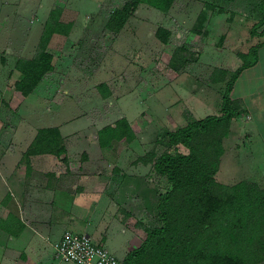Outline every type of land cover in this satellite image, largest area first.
<instances>
[{
	"label": "rangeland",
	"instance_id": "374dc122",
	"mask_svg": "<svg viewBox=\"0 0 264 264\" xmlns=\"http://www.w3.org/2000/svg\"><path fill=\"white\" fill-rule=\"evenodd\" d=\"M122 1L0 0V137L4 131H17V127L22 131L26 123L25 131L50 123L65 125L63 131H69L70 136L75 131H90L86 137L92 140L98 127L124 115L135 135L138 133L133 142L112 139L104 150H91L93 158L105 163L98 174L122 179L120 169L138 161L136 157L148 148L172 149L167 145L165 130L196 115L219 110L225 79L212 81L208 75L214 66L227 64L228 78L237 58L241 61L237 51L246 50L260 37L262 25L250 33L261 13L257 0H173L165 9L139 1L122 26L111 30L106 19ZM54 5L61 8L60 18L71 22L69 30L51 35L47 48L53 55V68L30 94H22L13 86L19 74L15 58L32 54L45 17ZM159 24L170 30L167 41L154 33ZM180 44L187 55L192 53L196 58L176 68L172 52ZM247 134L233 131L223 138L225 149L215 175L218 180L245 178L264 184L258 166L263 160L258 158L256 148L250 150ZM75 142L72 163L88 158ZM23 150L18 161L26 165L31 155L26 160ZM51 157L50 169L68 163L53 153ZM147 165L141 177L128 182L122 179L136 202L129 216L139 228L140 238L145 230L138 219L147 225L158 221L156 193L167 186L164 176L151 169V162ZM49 251V264L56 263ZM58 264L70 261L59 260ZM258 264H264V259Z\"/></svg>",
	"mask_w": 264,
	"mask_h": 264
},
{
	"label": "trees",
	"instance_id": "16d2710c",
	"mask_svg": "<svg viewBox=\"0 0 264 264\" xmlns=\"http://www.w3.org/2000/svg\"><path fill=\"white\" fill-rule=\"evenodd\" d=\"M139 1L165 9L173 0H123L110 11L106 26L119 29ZM257 4L261 13L250 33L259 25L258 33L264 32V0H257ZM60 11L59 5L49 9L32 54L15 58L19 74L13 86L22 94L29 93L53 68V55L47 48L50 37L54 32H68L71 24L60 18ZM154 33L167 41L170 30L159 24ZM258 44L237 51L241 62L228 78V69L221 65L214 66L208 75L212 81L225 79L218 112L192 117L165 130L172 149L156 151L150 147L136 157L151 162V169L164 176L167 186L156 193L158 221L151 225L137 221L145 234L121 257L123 264H255L264 259V184L245 178L225 182L215 177L224 150L223 138L231 118L240 111L238 100L230 95L231 84L242 67L256 60ZM172 57L176 68L196 58L192 53L187 55L181 44L174 46ZM134 136L124 115L97 129L100 145ZM62 137L56 124L38 126L23 155L28 160L32 153L50 152L66 161Z\"/></svg>",
	"mask_w": 264,
	"mask_h": 264
},
{
	"label": "crops",
	"instance_id": "0c3cea01",
	"mask_svg": "<svg viewBox=\"0 0 264 264\" xmlns=\"http://www.w3.org/2000/svg\"><path fill=\"white\" fill-rule=\"evenodd\" d=\"M255 42L259 43L256 60L242 67L231 84L229 92L238 100L240 111L231 118L228 133L247 131L250 150L254 147L260 152L258 158L261 156L263 161L258 166L264 175V32ZM236 62L237 66L241 61L237 58ZM199 116L202 115L194 117ZM26 124L22 131L17 127V131H4L0 137V264H49V248L53 255L54 242L65 228L88 232L121 257L137 245L142 238L137 235L139 228L132 224L129 216L136 202L122 179L128 182L132 177H141L148 162L138 160L122 167V179L114 174H98V168L105 163L93 158L91 150L102 151L110 143L100 145L97 131L92 133V140L86 137L90 131H75L71 136L82 137L76 140L69 131H63L65 125H57L65 140L67 165L62 168L60 164L53 165L58 168L50 169L49 164L53 163L50 152L30 154L25 165L18 161L21 150L33 137L37 126L51 125L41 124L33 131H25ZM75 141L88 153V158L78 163L70 161L77 149ZM58 263L57 260L53 264Z\"/></svg>",
	"mask_w": 264,
	"mask_h": 264
},
{
	"label": "built area",
	"instance_id": "2783aa9c",
	"mask_svg": "<svg viewBox=\"0 0 264 264\" xmlns=\"http://www.w3.org/2000/svg\"><path fill=\"white\" fill-rule=\"evenodd\" d=\"M53 256L75 264H123L120 256L86 231L65 228L54 242Z\"/></svg>",
	"mask_w": 264,
	"mask_h": 264
}]
</instances>
